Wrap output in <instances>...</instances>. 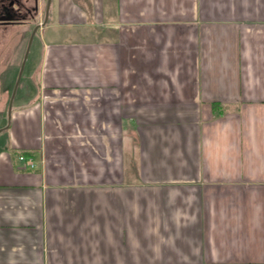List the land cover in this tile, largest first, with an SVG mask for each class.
<instances>
[{
  "label": "crops",
  "instance_id": "crops-1",
  "mask_svg": "<svg viewBox=\"0 0 264 264\" xmlns=\"http://www.w3.org/2000/svg\"><path fill=\"white\" fill-rule=\"evenodd\" d=\"M38 19L0 21V128ZM42 20L0 133V264H264V0H51Z\"/></svg>",
  "mask_w": 264,
  "mask_h": 264
},
{
  "label": "rangeland",
  "instance_id": "rangeland-1",
  "mask_svg": "<svg viewBox=\"0 0 264 264\" xmlns=\"http://www.w3.org/2000/svg\"><path fill=\"white\" fill-rule=\"evenodd\" d=\"M46 1L47 0H42L43 3L41 5V8H43V9H41L38 6V11H36V13H34V16H35L34 17V20H35L39 16V10H40L41 19H38L39 20L38 21L39 24L43 22L42 16L44 15V8L46 7V3H47ZM34 2H35L34 0H23V4H24L23 12L25 13L24 14L25 16L29 14L27 12L28 9H26L25 7L30 8V9L33 8V5L35 4ZM32 23H34L33 20H31V24ZM32 25L29 26L30 29H31ZM9 53L10 52H7L6 51L3 54L4 56L2 58L0 57L3 62H5V63L8 62V58L10 57V54ZM22 54H23V52H22ZM22 54L19 55L20 60L22 58ZM10 93H11V91H9L8 93H6L5 98L6 97H9ZM7 102L8 101L6 100L5 106H4L5 107L4 112L6 111ZM4 112H2L1 115H0V117H1L0 121H4L5 120L6 113L4 114ZM138 118H139L138 116H135L134 117V129H135V132L133 133V141H134L133 147H128V149H127V155L124 153L125 152V149H122V147H120V148H118V154H117L118 155V159H119V163L120 164H124L123 167H127V168L129 167L134 172L139 171V168H140V164H139V160H138V154H139V147H140V140H141V138H140V133H139L140 130L137 127L139 125ZM122 154H123V157H121ZM123 162H125V163H123ZM134 179L136 180L135 177H134ZM138 182H141V181H138ZM229 194H230L229 195V197H230V207L232 208V207H234V200L236 199V195L235 194L234 195H231V193H229ZM231 217L233 218V217H235V215L233 214ZM231 229L233 230V232L231 233V235L236 240L238 238V228L237 227H231ZM235 247H236V245H235Z\"/></svg>",
  "mask_w": 264,
  "mask_h": 264
},
{
  "label": "flooded vegetation",
  "instance_id": "flooded-vegetation-1",
  "mask_svg": "<svg viewBox=\"0 0 264 264\" xmlns=\"http://www.w3.org/2000/svg\"><path fill=\"white\" fill-rule=\"evenodd\" d=\"M35 4L33 8H27L28 15H24L23 12V0H0V21L5 23L18 22L22 20H31V16L38 11V0H34ZM25 16V19H20L21 16ZM35 17V16H34Z\"/></svg>",
  "mask_w": 264,
  "mask_h": 264
},
{
  "label": "water",
  "instance_id": "water-1",
  "mask_svg": "<svg viewBox=\"0 0 264 264\" xmlns=\"http://www.w3.org/2000/svg\"><path fill=\"white\" fill-rule=\"evenodd\" d=\"M50 4H51V0H47V3H46V19L48 17V12H49V7H50ZM44 24V22L40 23V24H37L31 34H30V37H29V40H28V44H27V48H26V51H25V54H24V57L22 59V62H21V65H20V69H19V72H18V75H17V78H16V81L14 83V86H13V89H12V92H11V96H10V99H9V104H8V113H7V124L4 126V127H1L0 128V133L4 130H6L8 127H9V124H10V119H11V112H12V107H13V99L15 97V94H16V91H17V88L19 86V82H20V79H21V76H22V73H23V69H24V66H25V63H26V60H27V57H28V54H29V50H30V47H31V43L33 41V38L35 37V34L37 32V30Z\"/></svg>",
  "mask_w": 264,
  "mask_h": 264
},
{
  "label": "built area",
  "instance_id": "built-area-1",
  "mask_svg": "<svg viewBox=\"0 0 264 264\" xmlns=\"http://www.w3.org/2000/svg\"><path fill=\"white\" fill-rule=\"evenodd\" d=\"M18 158H19V160H21L23 162V168H25V169L35 168L36 164L31 157L25 156L24 154H20L18 156Z\"/></svg>",
  "mask_w": 264,
  "mask_h": 264
},
{
  "label": "trees",
  "instance_id": "trees-1",
  "mask_svg": "<svg viewBox=\"0 0 264 264\" xmlns=\"http://www.w3.org/2000/svg\"><path fill=\"white\" fill-rule=\"evenodd\" d=\"M31 18V20H34V16L28 17ZM20 19H25V16L20 17Z\"/></svg>",
  "mask_w": 264,
  "mask_h": 264
}]
</instances>
